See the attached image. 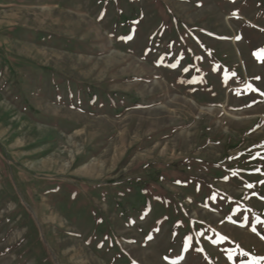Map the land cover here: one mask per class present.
I'll return each mask as SVG.
<instances>
[{"label": "rangeland", "instance_id": "1", "mask_svg": "<svg viewBox=\"0 0 264 264\" xmlns=\"http://www.w3.org/2000/svg\"><path fill=\"white\" fill-rule=\"evenodd\" d=\"M0 264H264V0H0Z\"/></svg>", "mask_w": 264, "mask_h": 264}, {"label": "snow or ice", "instance_id": "2", "mask_svg": "<svg viewBox=\"0 0 264 264\" xmlns=\"http://www.w3.org/2000/svg\"><path fill=\"white\" fill-rule=\"evenodd\" d=\"M255 231V229H253Z\"/></svg>", "mask_w": 264, "mask_h": 264}]
</instances>
